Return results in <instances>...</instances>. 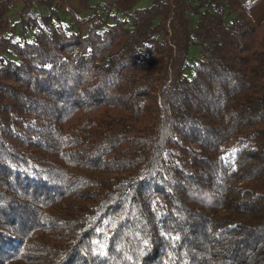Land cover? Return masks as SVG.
<instances>
[{
  "label": "trees",
  "instance_id": "1",
  "mask_svg": "<svg viewBox=\"0 0 264 264\" xmlns=\"http://www.w3.org/2000/svg\"><path fill=\"white\" fill-rule=\"evenodd\" d=\"M117 1H0V264H264V18Z\"/></svg>",
  "mask_w": 264,
  "mask_h": 264
},
{
  "label": "crops",
  "instance_id": "2",
  "mask_svg": "<svg viewBox=\"0 0 264 264\" xmlns=\"http://www.w3.org/2000/svg\"><path fill=\"white\" fill-rule=\"evenodd\" d=\"M91 2L92 0H88ZM147 1V0H146ZM151 0H148L145 5V0H118L114 6L121 12L130 11L135 8H143L149 5ZM247 5L248 14L255 25H258L264 18V0H239ZM74 13L80 12L78 0H63ZM75 9L77 11H75Z\"/></svg>",
  "mask_w": 264,
  "mask_h": 264
},
{
  "label": "rangeland",
  "instance_id": "3",
  "mask_svg": "<svg viewBox=\"0 0 264 264\" xmlns=\"http://www.w3.org/2000/svg\"><path fill=\"white\" fill-rule=\"evenodd\" d=\"M1 1V0H0ZM148 1V0H147ZM147 1L145 0V3L143 4V5H145L146 3H147ZM257 1V0H256ZM259 1V0H258ZM18 8H19V5H15L13 8H11L10 10H9V12L7 13V15L9 14V16H10V18H11V21L10 22H15L16 20H17V18H16V13H17V10H18ZM97 10H98V12L99 13H102L101 12V7H100V5L98 6L97 5ZM32 11L33 12H36V10L35 9H32ZM41 11L43 12V13H46L47 11L46 10H44V9H41ZM75 11H77L76 9H75ZM190 10H188V9H186L185 10V15H186V17H187V20H189V27L190 28H192L193 27V25H194V21H195V17L192 15V14H190ZM59 13V15H60V17H59V21L57 22L58 24H60V25H62L63 27H64V29L66 30V31H69V26H70V19H69V16L67 15V14H62V12H58ZM125 12H119V17L120 18H125ZM224 21L227 23L228 22V17H225L224 18ZM12 35H14V37H18L19 35H20V33H19V29L18 28H13V30H12ZM198 50H197V48L196 47H189L188 48V51H187V56L189 57V60L187 59V61H186V65H185V71H184V73H185V75L188 77V76H191V73H192V65H193V61L195 60L194 58H196V57H198V52H197Z\"/></svg>",
  "mask_w": 264,
  "mask_h": 264
},
{
  "label": "clouds",
  "instance_id": "4",
  "mask_svg": "<svg viewBox=\"0 0 264 264\" xmlns=\"http://www.w3.org/2000/svg\"><path fill=\"white\" fill-rule=\"evenodd\" d=\"M205 203L206 204H210L211 203V197L210 196H206Z\"/></svg>",
  "mask_w": 264,
  "mask_h": 264
}]
</instances>
